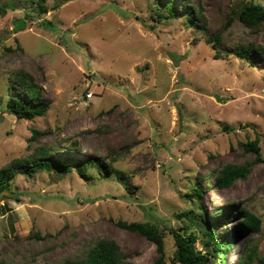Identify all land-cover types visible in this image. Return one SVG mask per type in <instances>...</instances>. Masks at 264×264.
Segmentation results:
<instances>
[{
	"label": "rangeland",
	"instance_id": "rangeland-1",
	"mask_svg": "<svg viewBox=\"0 0 264 264\" xmlns=\"http://www.w3.org/2000/svg\"><path fill=\"white\" fill-rule=\"evenodd\" d=\"M249 1L173 0L176 16L166 19L164 0H0V167L49 146L52 159H104L109 169L11 178L0 192V264H58L100 237L131 264H154L156 245L117 221L157 225L170 264V228H187L197 249L210 250L198 225L178 214L201 211L212 223L219 210L244 209L261 218V229L244 231L239 212L223 218L215 237L238 234L224 264H237L249 239L264 255V161L240 144L257 137L264 145V55L233 52L264 46V22L256 30L237 17L227 23ZM197 10L203 18H185ZM18 19L24 26L15 30ZM16 70L42 86L44 115L7 112ZM33 128L42 133L30 140ZM245 161V178L214 184L217 168ZM198 178L195 203L185 193Z\"/></svg>",
	"mask_w": 264,
	"mask_h": 264
},
{
	"label": "trees",
	"instance_id": "trees-1",
	"mask_svg": "<svg viewBox=\"0 0 264 264\" xmlns=\"http://www.w3.org/2000/svg\"><path fill=\"white\" fill-rule=\"evenodd\" d=\"M167 4L168 15L166 19L175 17L173 0H164ZM42 13L47 11V8L39 3ZM5 6L0 7V12L4 13ZM196 18H203L201 13L197 11L190 12L185 15L188 21L194 22ZM233 17H237L246 27L251 30H256L262 22H264V6L262 4L249 1L241 5L238 9L231 10L227 16V23L231 22ZM215 40H218L217 38ZM209 41V39L207 40ZM214 48L215 45H214ZM238 57L249 60L252 56H263L264 46H253L250 43L238 44L233 51ZM215 58L219 57V51L216 49ZM11 86H15L16 94H11L6 102L7 112L15 115L17 119L31 120L35 117L44 115L48 102L42 101V86L34 83L32 76L24 71H11L9 76ZM42 131L39 129H31L30 140H33ZM244 152H252L254 161H264V145L263 148L259 145V139L256 137L253 140L240 143ZM55 148L49 146H38L33 153L28 157H19L10 160L8 163L0 167V192H5L8 182L18 173L32 175L38 170H53L58 173H67L73 167L77 173L87 178V170L94 166L99 171L109 174L108 165L104 159L87 160L84 162L79 159L66 158L55 160L51 158ZM105 166V167H104ZM250 163L245 161L241 164L227 163L215 170L214 184L218 187H229L235 180L245 178ZM202 192L200 189V178H198L185 193V196L192 202L197 203ZM221 217L212 223H208L199 213L192 211L183 212L178 215L186 216L190 224L198 225L204 236L202 245L210 250L202 251L197 249V235L193 232H188L187 228H180L183 231H177L175 228H170L169 232L174 239L175 250L173 252L172 261L170 264H224L229 252L232 250L234 243L232 240L238 237V234L230 235L219 239L214 235V230L217 226L222 225L223 218L235 215L237 210L228 213L223 210L218 211ZM239 225L248 232H259L261 229V218L255 213L244 209L239 212ZM118 226L140 233L142 236L152 241L156 245L159 256L155 259L154 264H165L163 236L164 232L151 221H134L124 222L117 221ZM188 226V225H187ZM122 251L119 245L108 238L100 237L94 239L91 243L85 246L84 250L71 257H65L58 264H131L122 256ZM237 264H264V255H259L256 245L247 240L244 244L243 252L238 258Z\"/></svg>",
	"mask_w": 264,
	"mask_h": 264
},
{
	"label": "water",
	"instance_id": "water-1",
	"mask_svg": "<svg viewBox=\"0 0 264 264\" xmlns=\"http://www.w3.org/2000/svg\"><path fill=\"white\" fill-rule=\"evenodd\" d=\"M14 24H15V26H14L15 30H17V29H19V28H21V27L24 26V22H23L22 19H18V20H16V21H14ZM215 98H216L217 100H219L217 94H215Z\"/></svg>",
	"mask_w": 264,
	"mask_h": 264
}]
</instances>
